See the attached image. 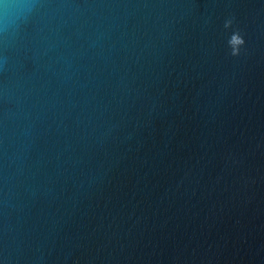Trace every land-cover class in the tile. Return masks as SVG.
I'll return each mask as SVG.
<instances>
[{
    "label": "water",
    "instance_id": "obj_1",
    "mask_svg": "<svg viewBox=\"0 0 264 264\" xmlns=\"http://www.w3.org/2000/svg\"><path fill=\"white\" fill-rule=\"evenodd\" d=\"M0 264H264V0H0Z\"/></svg>",
    "mask_w": 264,
    "mask_h": 264
},
{
    "label": "clouds",
    "instance_id": "obj_2",
    "mask_svg": "<svg viewBox=\"0 0 264 264\" xmlns=\"http://www.w3.org/2000/svg\"><path fill=\"white\" fill-rule=\"evenodd\" d=\"M233 20L227 19L225 21L224 27L230 28L232 26ZM245 44V40L241 35L239 30H235L232 32L230 38L228 39V45L231 49V55L236 56L240 54L241 46Z\"/></svg>",
    "mask_w": 264,
    "mask_h": 264
}]
</instances>
